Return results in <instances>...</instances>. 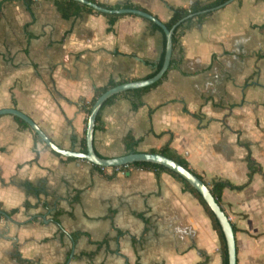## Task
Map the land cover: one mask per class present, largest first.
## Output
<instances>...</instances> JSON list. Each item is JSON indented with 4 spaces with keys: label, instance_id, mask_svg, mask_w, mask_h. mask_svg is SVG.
<instances>
[{
    "label": "crops",
    "instance_id": "1",
    "mask_svg": "<svg viewBox=\"0 0 264 264\" xmlns=\"http://www.w3.org/2000/svg\"><path fill=\"white\" fill-rule=\"evenodd\" d=\"M98 1L132 3L165 23L173 5L213 0ZM209 12L192 17L180 65L140 107L127 91L103 108L94 148L101 157L124 156L131 132L137 152L169 144L208 186L245 185L224 188L221 206L235 227L237 264H264V31L257 27L264 0ZM108 27L105 15L85 9L65 18L54 0H0V109H20L59 147L83 152L85 107L96 90L111 79L147 78L165 48V34L144 17L124 14ZM35 134L15 115H0L1 209L19 208L0 217V264H22L16 248L33 264H223L210 216L172 173L133 165L111 177Z\"/></svg>",
    "mask_w": 264,
    "mask_h": 264
},
{
    "label": "water",
    "instance_id": "2",
    "mask_svg": "<svg viewBox=\"0 0 264 264\" xmlns=\"http://www.w3.org/2000/svg\"><path fill=\"white\" fill-rule=\"evenodd\" d=\"M75 1L88 5L102 13L119 14V15L135 14L144 17L149 21L157 24L159 27L163 29L166 39L165 48H164L165 55L162 66L153 76L142 79L130 80L118 84L114 87H110L96 99L88 117L87 130H86V144H87L86 152L65 150L59 147L54 141H52L50 137H48V135L28 114L24 113L20 109L3 108L0 109V115L13 114L15 116L20 117L22 120L28 123L31 129L36 134H38L50 148L68 157L86 159L95 165H99L103 167L129 165L135 162H151V163L163 165L177 172L200 192V194L203 196L205 201L208 203L210 208L215 213L225 236L227 250H228V264H237V244H236V233L234 230V226L230 221L227 213L224 211L223 207L217 202L216 198L212 194L208 184L203 179H201L196 173H194L191 169L185 167L181 163L177 162L176 160L157 152H134V153H128L120 157L106 158L98 155V153L94 148V132H95L96 120L98 113L101 110L102 106L105 104V102L111 97H114L116 95H119L127 91H133L139 88H144L153 85L156 82H158L160 79H162L165 73L168 72V70L170 69L171 59L174 51L173 34L175 28L185 19L194 17L197 14H202L205 12H209L221 8L232 0H228L225 3L220 4L216 7L202 10L197 14H191L187 18L181 20L171 29L168 28V26L164 22H162L157 16H155L149 11H144L137 8H124V7L111 9V8H105L99 5L98 3H94L89 0H75Z\"/></svg>",
    "mask_w": 264,
    "mask_h": 264
},
{
    "label": "trees",
    "instance_id": "3",
    "mask_svg": "<svg viewBox=\"0 0 264 264\" xmlns=\"http://www.w3.org/2000/svg\"><path fill=\"white\" fill-rule=\"evenodd\" d=\"M29 6H31V3L34 0H24ZM91 2L94 3H98L99 5L105 7V8H118V7H126V8H137V9H141L144 11H147L145 8H142L140 6H136L132 3H124V4H117V5H110L108 3L105 2H100L98 0H89ZM228 0H213L207 3H204L202 1H196L194 2L191 6L189 7H181V6H171V10H172V17L170 18V20H168L167 22H165V24L168 26V28H173L177 23H179L181 20L187 18L189 15L191 14H197L202 10L205 9H209V8H213L216 7L220 4L225 3ZM54 2L56 3L59 11L61 12V14L63 15V17L65 18H69L72 15L76 14L78 12L79 9H85L87 11L90 12H94V13H98V14H103L108 18L109 21V27L108 30H113V26L116 23V21L123 17L124 15H119V14H107V13H102L100 11L95 10L94 8L88 6V5H84L81 4L80 2H77L75 0H54ZM211 12H207L204 14H198V18L199 19H203L205 16L209 15ZM192 17L185 19L184 21H182L174 30V34H173V47H174V53L171 59V65L170 67H178L180 65L181 62V58L179 57V53H180V46H181V35L183 30L189 25V23L191 22ZM152 23V26L155 29H158L159 31H161L164 34V31L161 27H159L157 24ZM260 28V30L264 31V23L260 26H257ZM166 42V40H165ZM164 42V43H165ZM177 49H179L177 51ZM164 55L165 52L162 53L161 55V59L159 61L158 64V68L150 73L148 76L146 77H150L153 76L158 70L159 68L162 66L163 61H164ZM167 73H165L164 77L162 79H160L158 82H156L153 85L144 87V88H139L136 89L134 91H132V93H134V107L138 108L140 107V105L142 104V95L144 93H146L147 91L151 90L152 88L156 87L158 84H160L162 82V80L167 76ZM129 81L128 79H121V80H113L111 79L109 81V83L103 87H100L96 90V95L93 98V100L86 105L85 107V111L87 114L86 117V124L88 123V117L89 114L91 112L92 106L94 104V102L96 101L97 97L103 93L104 91H106L108 88L110 87H114L118 84L124 83ZM128 92L122 93L121 95H125ZM114 96L109 98L105 104L102 106L101 110L98 113L97 116V120H96V126L95 128H99V122L101 119V113L104 107H106L107 105H110L111 103L114 102V100L118 97ZM16 119L18 120V122L20 123L21 126L23 127H27L29 128V125L27 122H25L24 120H22L20 117L15 116ZM36 139H38L39 141H42V138L35 134ZM137 144H138V140L136 139V137L129 132L126 136V145L128 148V151L130 153H134L137 152ZM82 151L86 152L87 151V144H86V129L84 131V137L82 138ZM154 152V151H153ZM161 154H164L174 160H176L177 162L181 163L182 165H184L185 167L191 169L194 173H196L201 179H204L203 175L199 174L198 172H196L195 170H193L192 168H190L188 161L182 156L180 155L176 150L172 149L170 147V145L168 144L166 147H164L161 151H159ZM248 163L250 166V178L252 177L253 171H254V160L251 158L250 155H248ZM133 165H137V166H151V167H157V168H162L165 169L167 171H169L170 173H172L178 180H180L181 182H183L184 187L186 190L190 191L192 194H194L198 200L200 201V203L204 206L206 212L208 213V215L210 216L211 220H212V224L215 228V230L218 232L221 242H222V258H223V264H228V250H227V244H226V240H225V236L224 233L222 231L221 225L215 215V213L213 212V210L210 208V206L208 205V203L205 201V199L203 198V196L200 194V192L192 185L190 184L184 177H182L180 174H178L177 172L163 166L160 164H156V163H151V162H135L133 164H129L127 165V167L133 166ZM96 167H98L99 169H101L102 167L99 165H95ZM113 177V176H111ZM27 188L29 190L30 193L36 194V195H40L42 192V189L39 186H35L32 183H27ZM245 185H241V186H237L232 184L230 181L228 180H223V179H216L213 180L210 189L212 194L214 195V197L216 198L217 202L222 205V192L224 190V188L226 187H231V188H236V189H241L243 188ZM1 204H0V217H2V213H4L1 209ZM26 208H29L32 206V204L29 201L25 202L24 205ZM19 210V208H15L12 209L11 211L4 213L6 216H11L12 214L16 213ZM235 230V227H234ZM12 256L14 258H16L20 263L25 264H33V261L29 260V259H25L21 256L20 252L16 249L13 250Z\"/></svg>",
    "mask_w": 264,
    "mask_h": 264
},
{
    "label": "built area",
    "instance_id": "4",
    "mask_svg": "<svg viewBox=\"0 0 264 264\" xmlns=\"http://www.w3.org/2000/svg\"><path fill=\"white\" fill-rule=\"evenodd\" d=\"M101 170L109 175V176H115L117 174H124L129 167L127 165H122V166H113V167H103L101 166Z\"/></svg>",
    "mask_w": 264,
    "mask_h": 264
}]
</instances>
